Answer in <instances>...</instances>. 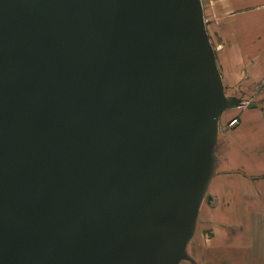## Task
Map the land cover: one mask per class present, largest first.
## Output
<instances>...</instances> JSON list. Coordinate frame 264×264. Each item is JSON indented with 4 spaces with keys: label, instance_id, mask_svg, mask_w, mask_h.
<instances>
[{
    "label": "water",
    "instance_id": "95a60500",
    "mask_svg": "<svg viewBox=\"0 0 264 264\" xmlns=\"http://www.w3.org/2000/svg\"><path fill=\"white\" fill-rule=\"evenodd\" d=\"M242 102L201 0H0V264H180Z\"/></svg>",
    "mask_w": 264,
    "mask_h": 264
},
{
    "label": "crops",
    "instance_id": "0c3cea01",
    "mask_svg": "<svg viewBox=\"0 0 264 264\" xmlns=\"http://www.w3.org/2000/svg\"><path fill=\"white\" fill-rule=\"evenodd\" d=\"M202 1L227 95L249 104L219 116L214 169L180 264H264V0Z\"/></svg>",
    "mask_w": 264,
    "mask_h": 264
},
{
    "label": "rangeland",
    "instance_id": "374dc122",
    "mask_svg": "<svg viewBox=\"0 0 264 264\" xmlns=\"http://www.w3.org/2000/svg\"><path fill=\"white\" fill-rule=\"evenodd\" d=\"M230 92V91H229ZM238 94V93H237ZM240 95H242V96H244L243 94H240ZM243 102H244V100H243ZM240 103V106L241 107H245L246 105H244V103ZM241 107H239V108H241ZM237 118L239 119V117L237 116ZM240 124V120L236 123V124H231V120L229 121V127H231V128H233V127H236V126H238ZM184 263H186V262H183V264Z\"/></svg>",
    "mask_w": 264,
    "mask_h": 264
},
{
    "label": "built area",
    "instance_id": "2783aa9c",
    "mask_svg": "<svg viewBox=\"0 0 264 264\" xmlns=\"http://www.w3.org/2000/svg\"><path fill=\"white\" fill-rule=\"evenodd\" d=\"M263 81H264V77H263ZM244 105H248L249 101L248 100H244ZM239 121V119L237 117H235L234 119L231 120V124H236Z\"/></svg>",
    "mask_w": 264,
    "mask_h": 264
},
{
    "label": "bare ground",
    "instance_id": "6f19581e",
    "mask_svg": "<svg viewBox=\"0 0 264 264\" xmlns=\"http://www.w3.org/2000/svg\"><path fill=\"white\" fill-rule=\"evenodd\" d=\"M201 3H202V6H203V1H202V0H201ZM206 30H207V29H206ZM208 36H209V35H208ZM209 39H210V38H209ZM210 41H211V40H210ZM211 43H212V42H211ZM212 45H213V44H212ZM213 48H214V46H213ZM214 50H215V48H214ZM218 68H219V67H218ZM219 71H220V70H219ZM224 89H225V86H224ZM225 93H226V94H231V93H227L226 89H225ZM226 110H227V109H226ZM224 111H225V110H224ZM224 111H223V112H224ZM223 112H222V113H223ZM181 264H182V263H181Z\"/></svg>",
    "mask_w": 264,
    "mask_h": 264
}]
</instances>
